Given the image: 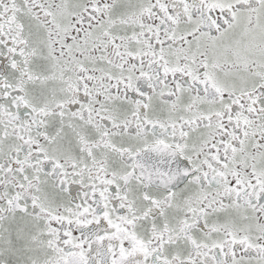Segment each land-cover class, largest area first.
I'll return each instance as SVG.
<instances>
[{
    "label": "snow or ice",
    "instance_id": "obj_1",
    "mask_svg": "<svg viewBox=\"0 0 264 264\" xmlns=\"http://www.w3.org/2000/svg\"><path fill=\"white\" fill-rule=\"evenodd\" d=\"M0 264H264V0H0Z\"/></svg>",
    "mask_w": 264,
    "mask_h": 264
}]
</instances>
